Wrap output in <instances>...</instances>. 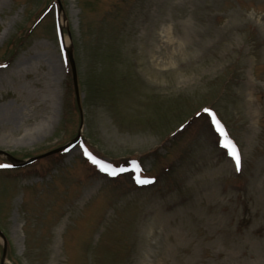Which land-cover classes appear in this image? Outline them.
Instances as JSON below:
<instances>
[{
	"label": "rangeland",
	"instance_id": "374dc122",
	"mask_svg": "<svg viewBox=\"0 0 264 264\" xmlns=\"http://www.w3.org/2000/svg\"><path fill=\"white\" fill-rule=\"evenodd\" d=\"M63 147L0 156V264H264V0H0V150Z\"/></svg>",
	"mask_w": 264,
	"mask_h": 264
},
{
	"label": "water",
	"instance_id": "95a60500",
	"mask_svg": "<svg viewBox=\"0 0 264 264\" xmlns=\"http://www.w3.org/2000/svg\"><path fill=\"white\" fill-rule=\"evenodd\" d=\"M57 1H58L59 5H60V0H57ZM60 8H61V6H60ZM67 53H68V58H69L70 66H71V70H72L73 84H74V91H75V95H76V101H77V105H78L79 110H80V114L82 116L80 91H79V84H78V75H77L75 61H74V58H73V51L69 50ZM79 139H80V135H78V137L74 140V144L77 143L79 141ZM67 148L68 147H63V148H60V149H56L54 151H51L49 153H46V154L41 155V156L36 157V158H32V159L27 160V161L18 160L16 158H14L13 156H11L10 154L6 153L5 151H1V150H0V156L5 157L15 168H25V167L31 165L32 163H34L36 161L43 160V159L49 158L51 156L58 155V154L64 152ZM0 238L3 239V241H4L5 248H4V253H3V259H5L6 253H7V249H6L7 241H6L4 235H3V233L1 231H0ZM2 264H4V261L2 262Z\"/></svg>",
	"mask_w": 264,
	"mask_h": 264
},
{
	"label": "snow or ice",
	"instance_id": "6c2138e0",
	"mask_svg": "<svg viewBox=\"0 0 264 264\" xmlns=\"http://www.w3.org/2000/svg\"><path fill=\"white\" fill-rule=\"evenodd\" d=\"M206 111H208L209 116L212 117V120L216 125L217 131L220 133L221 137L224 138L225 142L223 143V147L228 150V154L232 156V158L235 161L236 168L237 170H239L241 167V157L239 154V149L237 148L235 143L228 137V134L223 128V126L220 124V121L216 119L215 113L211 112L210 110H206ZM85 153L88 155V158L92 160L94 164L98 165L101 168L102 171L108 172L110 175L117 174L115 169H111L109 165L102 164L99 160H97L94 156H92L91 153L87 152V149H85ZM139 182L141 184H146L152 181L139 180Z\"/></svg>",
	"mask_w": 264,
	"mask_h": 264
},
{
	"label": "bare ground",
	"instance_id": "6f19581e",
	"mask_svg": "<svg viewBox=\"0 0 264 264\" xmlns=\"http://www.w3.org/2000/svg\"><path fill=\"white\" fill-rule=\"evenodd\" d=\"M189 38V32H186V34H184L183 36V42L181 44H186V40Z\"/></svg>",
	"mask_w": 264,
	"mask_h": 264
}]
</instances>
